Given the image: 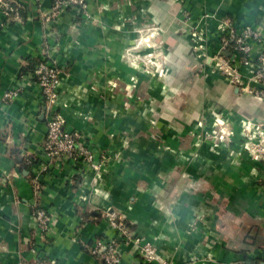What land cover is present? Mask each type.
Returning a JSON list of instances; mask_svg holds the SVG:
<instances>
[{
    "label": "crops",
    "instance_id": "crops-1",
    "mask_svg": "<svg viewBox=\"0 0 264 264\" xmlns=\"http://www.w3.org/2000/svg\"><path fill=\"white\" fill-rule=\"evenodd\" d=\"M20 1L26 15L18 21L8 22L0 6V264H103L87 245L109 232L117 235L109 225L111 213L133 225L130 232L152 241L174 264H264V160L254 159L244 142V127L264 121V97L248 89L259 86L246 66L244 82L234 85L213 60L212 67L209 63L222 51L228 26L241 30L252 25L264 35V0H90L100 21H87L69 8L52 24L45 17L53 0ZM141 3L149 15L143 23L156 19L167 36L176 38L182 57H207L201 69L212 77L210 123L217 132H230L227 138L214 135L212 149L182 148L179 137L172 140L173 149H153L152 137L146 135L135 142L144 141L148 152L117 160L115 146L122 137L116 132L126 121L105 114L104 95L113 96L108 109L120 107L114 99L123 92L115 83L122 75L130 81L124 51L135 37L123 31L137 25L120 19L136 18ZM187 46L196 52L189 55ZM48 52L60 69L59 111L68 129H81L91 138L95 159L104 163L99 173L83 175L69 161L37 172L47 159V123L29 69ZM14 87L21 88L19 96L4 102V93ZM29 157L39 160L37 165L28 163L27 168ZM184 158L203 164H187ZM185 174L193 182H184ZM207 174L212 176L201 179ZM35 180L42 185L40 197ZM206 197H212V206L203 203ZM36 204L52 214L48 240L35 235ZM209 207V224L193 229ZM121 249L120 264L140 259L133 242L122 243Z\"/></svg>",
    "mask_w": 264,
    "mask_h": 264
},
{
    "label": "rangeland",
    "instance_id": "rangeland-1",
    "mask_svg": "<svg viewBox=\"0 0 264 264\" xmlns=\"http://www.w3.org/2000/svg\"><path fill=\"white\" fill-rule=\"evenodd\" d=\"M85 3L86 9L82 16L87 21H100L101 19L96 17V12L94 13L91 9L90 0H86ZM133 3L130 5L136 9ZM102 7L104 8L102 5L99 6L101 11L103 10ZM112 9L113 7L110 10ZM139 9L140 13L138 12L136 18L134 16L131 19L124 15L120 19L121 22L132 21L137 23L134 30L126 29L123 31L126 34L130 33L131 36L135 34V37L132 44L126 47L124 51L125 63L131 67L130 81H127L122 75L115 83V87L123 92L121 97L114 99L117 104L120 103V107L108 109L109 103L113 101V96L104 95L105 110H108L105 114L109 112L112 116L113 113L116 115L115 117L126 121V124L122 125L116 132L122 137L120 145L115 144V150L118 151L117 160L124 162V155L129 157L131 153L136 154L138 151L148 152L149 146H145L144 141L135 142L137 137L144 138L146 135L152 137L149 144H152L153 149H160L165 146L173 149L176 143L172 140L178 137L182 139V148L198 149L206 145L212 149V138L221 133V129L217 132L215 130L217 128H212L210 123L212 121V77L204 74L205 71L201 69L205 67L207 57H182L183 50L178 47L176 38L172 37L171 34L167 36V31L159 26L156 19H152L150 25L144 24V20L149 17L148 11L143 3ZM174 35H176L175 32ZM187 48L189 55H192V52H196L197 49L195 46H187ZM209 63L212 67V57H209ZM215 69H217L216 66ZM151 87L152 92H145ZM126 89H130V91ZM146 101L148 104H145ZM207 105H211V107L204 109V106ZM207 123H210V126ZM166 137L170 140L167 141ZM143 159L148 161L150 158L143 157ZM183 160L187 164H192L195 161L202 163L201 160L194 158H184ZM203 161L205 162V160ZM139 165L141 162L140 164L136 162L135 166ZM185 176L184 182H193L189 174H185ZM208 176L210 177L212 174L201 175L200 177L202 179ZM211 187L212 184L210 187L208 186V188ZM202 191L204 190L202 189ZM205 199L203 203L212 206V197ZM209 210L206 213H201L198 221L192 225L193 229L198 230L200 224L202 226L209 224L208 217L205 216L208 212H212L210 207Z\"/></svg>",
    "mask_w": 264,
    "mask_h": 264
},
{
    "label": "built area",
    "instance_id": "built-area-1",
    "mask_svg": "<svg viewBox=\"0 0 264 264\" xmlns=\"http://www.w3.org/2000/svg\"><path fill=\"white\" fill-rule=\"evenodd\" d=\"M86 0H53L52 8L45 17L51 24L60 18L61 14L69 8L77 9L78 13L84 15ZM0 6L7 18V21H18L20 17V7L23 3L20 0H0ZM222 51L212 57L214 66L222 72L224 77L233 84L240 85L244 82L243 67L250 69L252 81L259 87H248L256 96L264 97V35L252 25H246L243 29L237 30L228 26L226 38H224ZM231 49V54L225 50ZM51 53H47L37 65L33 72L47 123V134L43 146V154L46 161L39 163L37 172L42 174L51 165H61L65 161L72 163L76 171L84 173L101 171L102 161L95 159L96 152L92 147L90 137L81 129H68L63 115L59 111L58 97L61 83L60 69ZM20 87H14L6 91L3 101L8 103L19 96ZM223 123V122H222ZM245 146L254 159L264 160V121L249 122L245 127ZM229 131L221 129V138H227ZM27 162L37 165L30 157ZM96 173V174H98ZM264 181V177H263ZM35 192L40 197L42 185L35 180ZM38 197V198H39ZM109 225L117 231V235L109 233L97 237L91 245V253L103 264H120L122 259V243L133 242L140 253V259L134 264H174L168 257L159 253L152 241L144 240L135 236L117 220L116 214H108ZM33 220L35 235L41 239L50 238L53 229L52 214L36 204L33 209ZM33 250L36 251L35 246ZM163 257V258H162ZM41 259V258H40ZM39 259V260H40Z\"/></svg>",
    "mask_w": 264,
    "mask_h": 264
},
{
    "label": "trees",
    "instance_id": "trees-1",
    "mask_svg": "<svg viewBox=\"0 0 264 264\" xmlns=\"http://www.w3.org/2000/svg\"><path fill=\"white\" fill-rule=\"evenodd\" d=\"M25 8L22 6V7H20V16L22 17V18H24L25 17ZM225 52L229 55V54H231V49L230 48H227L226 50H225ZM40 62H36V63H32L33 65L30 67V71L29 70H26V71H29V72H31V73H33L34 71H35V69H36V67H37V65L39 64ZM34 160V159H33ZM38 160H36L35 162H37ZM26 164L28 165V162H26ZM29 166L30 165H28L27 166V168H29ZM263 184H264V181H263ZM122 224L126 227V229H128L129 231H130V229H134V226L133 225H131L130 223H128L127 221H124V222H122ZM91 245L92 244H89V245H87V250L91 253Z\"/></svg>",
    "mask_w": 264,
    "mask_h": 264
}]
</instances>
